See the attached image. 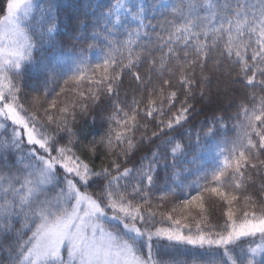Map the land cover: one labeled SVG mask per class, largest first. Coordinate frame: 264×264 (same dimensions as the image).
<instances>
[{"label": "snow or ice", "instance_id": "6c2138e0", "mask_svg": "<svg viewBox=\"0 0 264 264\" xmlns=\"http://www.w3.org/2000/svg\"><path fill=\"white\" fill-rule=\"evenodd\" d=\"M87 6L0 0V264H264V0Z\"/></svg>", "mask_w": 264, "mask_h": 264}, {"label": "trees", "instance_id": "16d2710c", "mask_svg": "<svg viewBox=\"0 0 264 264\" xmlns=\"http://www.w3.org/2000/svg\"><path fill=\"white\" fill-rule=\"evenodd\" d=\"M62 4L61 16L64 20L60 27V33L58 40L65 44L70 43L73 36L76 35V24L79 16H82L85 12H90L91 9L87 6L89 3H103L107 5L110 0H60ZM48 55H56L54 52H49ZM203 120V117H198L197 121ZM197 121H194L195 124ZM163 175V173L161 174Z\"/></svg>", "mask_w": 264, "mask_h": 264}]
</instances>
